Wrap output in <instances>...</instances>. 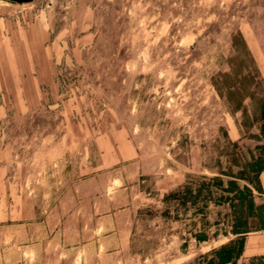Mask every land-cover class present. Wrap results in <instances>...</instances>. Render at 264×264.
<instances>
[{"label":"rangeland","instance_id":"1","mask_svg":"<svg viewBox=\"0 0 264 264\" xmlns=\"http://www.w3.org/2000/svg\"><path fill=\"white\" fill-rule=\"evenodd\" d=\"M261 111L264 0H0V264H194L228 206L164 197L264 160Z\"/></svg>","mask_w":264,"mask_h":264},{"label":"trees","instance_id":"2","mask_svg":"<svg viewBox=\"0 0 264 264\" xmlns=\"http://www.w3.org/2000/svg\"><path fill=\"white\" fill-rule=\"evenodd\" d=\"M260 118L262 120L260 132L264 134L263 111ZM228 144L232 148L239 147L237 142L229 141ZM255 149L264 150V145L256 146ZM262 158L260 154L255 155L251 150H243L238 157L240 167L236 172L232 170L231 165L226 168L221 167L217 176L213 178L202 176L198 178L202 179L198 184L190 180L179 190L164 197L166 215H170L171 208L176 214L179 210L186 214L198 203H201V207H196V211L202 215L210 203L228 206L229 212L224 214L225 218L229 219L228 230L223 232L227 240L197 256L193 260L194 264H238V260L242 257L245 236L252 231L264 230V199L254 194L260 192L259 174L264 171ZM227 161H232V155ZM240 182L245 184L240 185ZM193 237L199 243L208 240L206 232H198Z\"/></svg>","mask_w":264,"mask_h":264},{"label":"crops","instance_id":"3","mask_svg":"<svg viewBox=\"0 0 264 264\" xmlns=\"http://www.w3.org/2000/svg\"><path fill=\"white\" fill-rule=\"evenodd\" d=\"M260 192L259 195L264 198V171L259 174ZM264 230L253 231L245 236L242 257H255L264 255Z\"/></svg>","mask_w":264,"mask_h":264},{"label":"water","instance_id":"4","mask_svg":"<svg viewBox=\"0 0 264 264\" xmlns=\"http://www.w3.org/2000/svg\"><path fill=\"white\" fill-rule=\"evenodd\" d=\"M5 1L15 4H28L33 2L34 0H5Z\"/></svg>","mask_w":264,"mask_h":264}]
</instances>
